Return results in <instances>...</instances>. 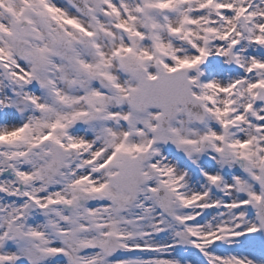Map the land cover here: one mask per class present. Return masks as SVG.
I'll return each instance as SVG.
<instances>
[{
    "label": "rangeland",
    "instance_id": "obj_1",
    "mask_svg": "<svg viewBox=\"0 0 264 264\" xmlns=\"http://www.w3.org/2000/svg\"><path fill=\"white\" fill-rule=\"evenodd\" d=\"M86 1L94 10L89 21L62 0H0V136L23 125L12 132L16 143L0 142V173L7 171L4 160L20 168L0 177V264H144L143 257L145 264H230L226 256L244 250L264 262V230L252 208L253 201L264 203L256 186L264 167V105L254 101V86L246 115L238 114L235 99L237 70L251 67L249 57H264V0ZM240 46L227 67L229 50ZM216 63L218 75L210 69ZM135 67L150 77L158 67L185 68L206 123L182 112L170 133L156 132L157 111L139 115L130 108ZM62 76L70 83H59ZM28 96L35 98L34 118L45 125L39 132L25 120ZM73 128L94 154L85 166L65 147ZM58 154L61 173L47 185L44 169ZM133 156L145 161L147 183L139 204L120 210L126 194L110 181ZM73 165L78 170L69 177ZM20 173L34 182L37 203L22 193ZM96 186L100 193L92 195ZM158 188L174 196L167 210ZM8 200L12 208L4 206ZM109 235L120 243L112 259L100 250Z\"/></svg>",
    "mask_w": 264,
    "mask_h": 264
},
{
    "label": "water",
    "instance_id": "obj_2",
    "mask_svg": "<svg viewBox=\"0 0 264 264\" xmlns=\"http://www.w3.org/2000/svg\"><path fill=\"white\" fill-rule=\"evenodd\" d=\"M74 10L88 19L91 18V11L87 8L83 0H64ZM67 50H71L70 45H66ZM230 58V57H229ZM132 76L137 80L139 88L134 92L131 107L138 113H144L149 109H157L160 114L157 118V129L170 131L172 121L178 114V108L183 107L188 115L194 116L199 122L203 120V112L197 102L194 101L190 92V83L187 80L186 71L183 69L166 73L162 69L158 70L155 79H149L142 68L132 71ZM264 99V98H262ZM142 163L137 158L125 162L119 172L114 175L112 185L116 189L125 191L128 194L123 206H130L136 200L138 189L143 182ZM60 167L57 163L52 164L45 170L48 183H51L58 174ZM219 184H217V187ZM258 187L264 192V169L259 171ZM162 205L168 207L171 198L167 191H158ZM257 210V217L262 228H264V206L254 204ZM103 253L108 257L118 254L119 246L117 239L110 236L107 242L101 247Z\"/></svg>",
    "mask_w": 264,
    "mask_h": 264
},
{
    "label": "bare ground",
    "instance_id": "obj_3",
    "mask_svg": "<svg viewBox=\"0 0 264 264\" xmlns=\"http://www.w3.org/2000/svg\"><path fill=\"white\" fill-rule=\"evenodd\" d=\"M120 1H124V0H120ZM230 3L232 4L233 3V0H230ZM118 4H121L118 0ZM122 9L124 10V8L122 7ZM49 14H51V10L50 9H45ZM165 18V17H163ZM162 18V19H163ZM160 20V19H159ZM249 44H252V43H249ZM246 47V45H245ZM241 49V46L239 47ZM249 49L246 47L244 50L241 49V54H244L248 51ZM241 59V58H240ZM250 61L252 62L253 65H261L264 67V57H260V58H250ZM59 70H61V72L63 71L62 70V67L59 66ZM15 76V75H13ZM51 80V79H49ZM63 81L65 82L66 84H69L70 81L69 80H66L63 78L59 79V83ZM247 81V80H245ZM32 82V79L30 80V83ZM262 85H264V82L261 83ZM247 86H249V81H247L245 83V88H247ZM58 88L55 87L54 90H56ZM59 89V88H58ZM102 93H105L103 91H100ZM55 94L54 92L52 93V95ZM36 95L39 96L40 93L37 91L36 92ZM58 98H61L62 102L66 103V104H69L70 103V97L69 96H63V95H60V92H58ZM107 95H103L101 94L99 99L105 101L107 100ZM28 99H29V103H30V112L27 113V116L25 117V120L28 122V121H31L30 124L28 125L29 127V131L33 132V131H38L41 129L43 130L45 125H44V122L43 121H39L36 120L34 118V113L36 112V106H35V98L32 96H28ZM38 99V102H40V98L37 97ZM243 104L241 103L238 107V109L240 110L239 111V114H244L246 115L247 114V111L246 109L242 106ZM101 113L100 112H97V116H100ZM249 117V116H248ZM13 123V121L11 122ZM23 129V125L21 124L20 127H17L16 131L18 132L19 130H22ZM257 130H260L259 128H257ZM15 131V129H10L9 131H5L3 133L2 136H0V142H6V143H16V141H12V132H15V134L17 133ZM75 132H78L80 134V137H83L84 135H81L82 134V131H76V128H73V130L71 132H68L66 133V138H67V142L65 143V147L74 154V157L75 158H81V160H79L77 163L80 165V166H85L87 164H89L92 160H93V155H92V152H89V153H86L87 149H89L90 147V144L88 142H85L83 141L82 139H78V135L74 136V133ZM249 139L252 141V136H249ZM26 139H25V135H23L22 138L19 139V142H24ZM65 141V139L63 140ZM4 148V147H3ZM12 146H9L8 150H11ZM109 148L112 149H115L116 146L114 147V145H112L111 143H109ZM23 156V155H21ZM26 157V156H25ZM16 167H18V165H14ZM242 169L244 170H247L248 168V164L245 163V162H241L240 166ZM20 169V168H19ZM78 170V167L73 165L70 169V173H69V177H72L73 174H75V172ZM19 177L23 180V186H22V193L23 194H28L29 197H31L33 199V201H35V203H37L39 201V197H40V194L38 193V190L35 188V184L33 181L30 180V177H28L26 179V174L25 173H20L19 174ZM92 195H96L98 193H100V189L96 186V187H93L91 192H90ZM4 206H9V208H12L13 207V200H8L6 202L3 203ZM35 207L37 206V204L34 205ZM211 224L213 223H209V224H206L203 226V231L205 230H208L210 229V227L212 226ZM205 227V229H204ZM30 256H32V252L29 253ZM229 261H230V264H246L244 261H242L245 257L249 260L248 261V264H264V262L262 261H259L258 258L256 257H252V259H250L251 255H247V254H234V256H232L231 258H229L228 256H226ZM227 258H224L227 260ZM90 258H88L86 261H89ZM141 262L145 264V257H143L141 259ZM5 264H17L16 262L12 261V262H6Z\"/></svg>",
    "mask_w": 264,
    "mask_h": 264
}]
</instances>
